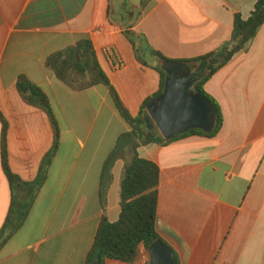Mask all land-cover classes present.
I'll return each instance as SVG.
<instances>
[{
	"label": "crops",
	"instance_id": "0c3cea01",
	"mask_svg": "<svg viewBox=\"0 0 264 264\" xmlns=\"http://www.w3.org/2000/svg\"><path fill=\"white\" fill-rule=\"evenodd\" d=\"M144 3V4H143ZM256 0H0V114L7 124L11 171L35 181L52 149L47 113L23 101L25 76L48 96L61 130L60 148L21 229L0 249V264H87L103 216L121 214L127 149L106 163L129 127L100 85L74 91L47 59L90 40L98 61L133 116L161 87L165 62L218 51L234 19H248ZM132 40L140 50L137 58ZM197 67V66H196ZM224 125L215 138L190 137L139 148L160 169L156 230L179 264H264V25L248 53H239L205 85ZM2 165L0 230L13 198ZM150 264L141 245L134 263Z\"/></svg>",
	"mask_w": 264,
	"mask_h": 264
},
{
	"label": "trees",
	"instance_id": "16d2710c",
	"mask_svg": "<svg viewBox=\"0 0 264 264\" xmlns=\"http://www.w3.org/2000/svg\"><path fill=\"white\" fill-rule=\"evenodd\" d=\"M263 25L264 0H256L255 9L248 19H244L241 15L235 16L231 41L214 53L192 60L171 61L162 53L150 49L151 55L162 62L185 64L192 69L203 71V75L196 82L194 89L211 104L215 114V125L210 131L193 129L171 139H165L160 134L147 110L148 106L164 93L168 77L164 68L158 69L161 75L160 90L143 103L137 116H133L121 100L117 90L111 85L90 40L80 41L74 46L52 54L47 59V68L74 91H84L100 85L109 88L115 109L129 127V132L121 135L117 149L106 163V170H108L121 149H127L131 155V160L126 163L121 182L120 218L117 222L111 223L106 216H103L87 264H92L96 260L100 261V264H105L108 259L134 263L141 245L148 249L154 242L161 240L156 230L157 188L160 183V169L155 163L141 158L139 148L151 144L167 146L190 137L215 138L223 128L224 117L220 105L205 91V85L217 72L227 66L235 55L249 52ZM132 43L137 58L141 60L137 41L132 40ZM209 63L210 65L207 67ZM18 90L24 102L40 107L47 113L53 127L54 142L52 149L42 161L38 178L33 182H25L9 168L7 124L0 114L3 169L11 189L26 193L24 200L19 199L17 194L13 198L6 222L0 230V249L21 229L27 220L33 204L47 180L49 169L61 142L59 122L46 93L25 76L19 78ZM173 255L179 264L174 252Z\"/></svg>",
	"mask_w": 264,
	"mask_h": 264
},
{
	"label": "water",
	"instance_id": "95a60500",
	"mask_svg": "<svg viewBox=\"0 0 264 264\" xmlns=\"http://www.w3.org/2000/svg\"><path fill=\"white\" fill-rule=\"evenodd\" d=\"M165 64L168 77L164 93L147 109L160 134L171 139L193 129L210 131L215 125V114L211 104L194 89L196 68L188 66L184 73V64ZM148 254L150 264H177L172 250L161 240L148 248ZM92 264H100V261Z\"/></svg>",
	"mask_w": 264,
	"mask_h": 264
},
{
	"label": "flooded vegetation",
	"instance_id": "af4514ba",
	"mask_svg": "<svg viewBox=\"0 0 264 264\" xmlns=\"http://www.w3.org/2000/svg\"><path fill=\"white\" fill-rule=\"evenodd\" d=\"M185 65V64H184ZM168 66H166L165 68H167ZM193 69H195V68H193ZM188 71V65H185V67H184V69H183V72L185 73V72H187ZM203 75V71H198L197 69H196V72H195V79H194V81L195 82H197L198 81V79L201 77Z\"/></svg>",
	"mask_w": 264,
	"mask_h": 264
}]
</instances>
